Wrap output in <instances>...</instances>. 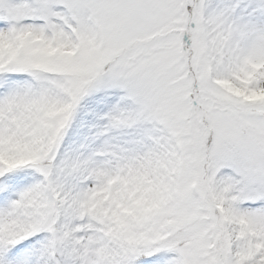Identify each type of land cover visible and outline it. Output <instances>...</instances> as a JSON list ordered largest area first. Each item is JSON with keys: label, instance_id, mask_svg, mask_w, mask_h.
<instances>
[{"label": "snow or ice", "instance_id": "snow-or-ice-1", "mask_svg": "<svg viewBox=\"0 0 264 264\" xmlns=\"http://www.w3.org/2000/svg\"><path fill=\"white\" fill-rule=\"evenodd\" d=\"M0 264H264V0H0Z\"/></svg>", "mask_w": 264, "mask_h": 264}]
</instances>
